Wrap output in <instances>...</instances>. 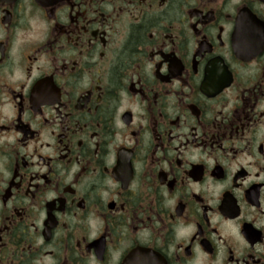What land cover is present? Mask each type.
Segmentation results:
<instances>
[{
	"label": "flooded vegetation",
	"instance_id": "flooded-vegetation-1",
	"mask_svg": "<svg viewBox=\"0 0 264 264\" xmlns=\"http://www.w3.org/2000/svg\"><path fill=\"white\" fill-rule=\"evenodd\" d=\"M0 264H264V0H0Z\"/></svg>",
	"mask_w": 264,
	"mask_h": 264
},
{
	"label": "water",
	"instance_id": "water-1",
	"mask_svg": "<svg viewBox=\"0 0 264 264\" xmlns=\"http://www.w3.org/2000/svg\"><path fill=\"white\" fill-rule=\"evenodd\" d=\"M151 258H153L152 255H150L149 253H147V251H145L144 259L150 260Z\"/></svg>",
	"mask_w": 264,
	"mask_h": 264
}]
</instances>
